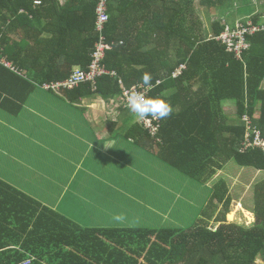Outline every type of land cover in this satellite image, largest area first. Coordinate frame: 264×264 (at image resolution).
Segmentation results:
<instances>
[{
    "label": "trees",
    "instance_id": "16d2710c",
    "mask_svg": "<svg viewBox=\"0 0 264 264\" xmlns=\"http://www.w3.org/2000/svg\"><path fill=\"white\" fill-rule=\"evenodd\" d=\"M253 1L107 0L105 37L113 49L104 66L116 75L101 77L95 90L92 84L79 87L115 99L123 87L139 83L145 71L152 74L148 95L165 99L177 111L159 120L155 138L144 132L147 142L142 144L156 146L161 163L192 180L213 182L211 202L196 227L187 231L82 228L0 180V264H19L32 256L31 264H264V178L252 186L257 220L250 228L227 223L230 187L226 180L214 179L231 162L241 169L264 172V150L246 148L247 135L253 143L259 132L264 141V33L248 39L251 49L239 61L216 41L230 25L223 26L220 18L204 30L198 12V7L217 9L227 17L249 4L254 11L248 18L264 25V13H256ZM136 4L144 13L142 27H136L138 21L133 17ZM97 5L98 0H68L63 7L57 0H0V60L16 67L0 62L2 109L19 114L36 86L64 81L73 73L61 71L54 78L49 74L52 70L43 67L39 72L44 83L39 74L27 79L23 72L31 69L8 51V36L41 27L47 34L60 30L59 39L53 37L51 42L55 47L66 46L65 38L74 37L75 31L88 34L85 48L89 53L82 63V70H88L99 42ZM246 19L235 20L231 27ZM181 67L183 72L174 79ZM198 85L200 89L192 94ZM169 89L174 94L167 96ZM227 101L235 103L238 122L231 121L222 109ZM258 103L261 114L256 120ZM212 221L220 224L216 231L209 227Z\"/></svg>",
    "mask_w": 264,
    "mask_h": 264
},
{
    "label": "crops",
    "instance_id": "0c3cea01",
    "mask_svg": "<svg viewBox=\"0 0 264 264\" xmlns=\"http://www.w3.org/2000/svg\"><path fill=\"white\" fill-rule=\"evenodd\" d=\"M57 1L59 7L68 2ZM138 4L141 2L138 1ZM138 4L133 17L138 21L136 27H142L144 13L142 6L139 8ZM263 5H256V13L263 10ZM204 15H200L201 19L205 18ZM248 17L250 16H245ZM227 24L228 18H222V25ZM60 34V30H56L55 34H47L41 27L38 31L18 30L8 36V51L18 55V59L31 69L23 72L27 79L40 75L39 71L43 67L50 68L52 72L49 74L54 78L61 71L82 70V63L89 53V49L85 48L88 34L86 36L75 31L74 37L70 35L65 38L66 46H52L53 37L57 36L59 39ZM21 40H24L23 50L19 48ZM8 64L7 67L16 68L13 64ZM40 79L44 83V77L40 75ZM92 87L93 90L96 89L93 85ZM85 89L78 87L57 94L36 86L19 114L14 115L0 107V180L57 212H60L59 203H52L51 196L60 190L62 180L67 183L65 191L68 194L70 186L72 189L80 186L78 181L107 179L104 187H112L111 193L119 195L122 194L121 189H131V185L127 183L129 175L136 179L142 177L139 172H143L145 153L156 159L155 167H152L153 164L150 166L155 176H160L159 170L162 168L159 166L161 162L157 158L156 146L145 142L142 144L143 140L147 142L144 139V132L147 131L139 124L137 117L123 107L121 96L107 99L99 94L86 92ZM199 89V85L195 86L192 94L195 95ZM173 90L169 89L166 95H173ZM261 90L264 91V81ZM173 109L177 111L176 108ZM222 109L231 121L238 122L234 102H225ZM260 110L261 103H258L256 120L260 117ZM108 144H111V148H105ZM146 159L151 161L150 158ZM232 163L228 165L229 168L233 166ZM225 169L218 173H223ZM262 178L264 172L253 169H241L235 179L232 174L227 181L231 197V187L244 181L248 188L247 199L244 200L246 205L247 201L252 200L253 184ZM167 180L170 181L171 178ZM235 194L237 193L234 192V197Z\"/></svg>",
    "mask_w": 264,
    "mask_h": 264
},
{
    "label": "rangeland",
    "instance_id": "374dc122",
    "mask_svg": "<svg viewBox=\"0 0 264 264\" xmlns=\"http://www.w3.org/2000/svg\"><path fill=\"white\" fill-rule=\"evenodd\" d=\"M253 3L259 6L264 4V0H254ZM253 11L254 9L247 4L240 7V11L226 17L217 9L207 10L198 7L199 14L202 16L205 14L202 20L206 30L210 29L213 21L220 18H228V25L231 27L235 20L250 16ZM260 13H264V9ZM146 158H150L151 161ZM144 159L143 172H139L142 177L136 179L129 175L127 183L131 185V189L127 191L121 189L122 194L111 193L112 187L108 185L104 187L107 179L78 181L80 186L73 189L70 186L67 194L65 191L67 183L62 180L60 190L51 196L52 203H59L60 214L87 229L145 228L187 231L195 228L203 210L211 202L213 182L207 184L197 182L163 163L159 164L162 168L159 170L160 176L157 177L150 170L152 164V167H155L156 159L147 153ZM232 165L231 168L228 166L223 173L219 174V172L214 179L228 181L232 174L235 179L241 168L234 163ZM166 178L171 180L168 181ZM246 189H248L247 183L244 181L240 185L234 184V187H231L233 194L227 216L228 224L250 228L256 223L252 200L247 201L246 205L244 203L248 195ZM64 192L66 195H62ZM234 192L237 193L236 197ZM222 211L221 207L220 212ZM118 215L123 216L124 219L117 221L115 217ZM219 226L220 224L215 221L210 222L209 225L214 231Z\"/></svg>",
    "mask_w": 264,
    "mask_h": 264
},
{
    "label": "built area",
    "instance_id": "2783aa9c",
    "mask_svg": "<svg viewBox=\"0 0 264 264\" xmlns=\"http://www.w3.org/2000/svg\"><path fill=\"white\" fill-rule=\"evenodd\" d=\"M96 13V32L99 35V42L96 45L95 52L92 56V62L88 67V70L78 69L64 81L44 84V89L60 94L65 91L74 90L83 84H92L96 88L97 82L101 77L107 75H116L115 73L108 71L104 66L107 53L113 49V45L108 44L105 37V29L109 22L107 0H98ZM235 24L236 25H234L233 28L225 26L223 33L216 39V41L225 48L227 54L233 55L237 60L242 61L245 53L251 49L248 39L257 36L258 34L264 33V25L254 24V21L251 18L237 21ZM0 62L7 66L9 65L5 60H0ZM183 70L184 67H181L180 70L173 74V78H177L178 75L183 72ZM120 83L122 84L121 81ZM125 89L126 88L123 87L121 99L123 107L128 109L126 105V97L124 95ZM142 90L143 89H141V91ZM139 124L152 138L156 137L158 131L153 132L152 128H159V121L153 120L151 126L141 121H139ZM248 130L250 131L249 127ZM255 134L256 137L253 143L250 141V136L247 135L246 148H262L264 150V141L261 140L259 132H255ZM33 260L34 257L32 256L19 264H31Z\"/></svg>",
    "mask_w": 264,
    "mask_h": 264
},
{
    "label": "clouds",
    "instance_id": "9594fccd",
    "mask_svg": "<svg viewBox=\"0 0 264 264\" xmlns=\"http://www.w3.org/2000/svg\"><path fill=\"white\" fill-rule=\"evenodd\" d=\"M40 0H37L39 3ZM121 45L123 41L119 42ZM153 76L145 71L141 81L125 89L126 105L131 113L141 122L152 125V121L164 120L170 118L174 112L171 104L161 97H151L148 95L149 90L153 87ZM141 89H143L141 91ZM153 132L158 131V127L152 128ZM105 148H111V144L105 145ZM117 221H122L123 216H116Z\"/></svg>",
    "mask_w": 264,
    "mask_h": 264
}]
</instances>
